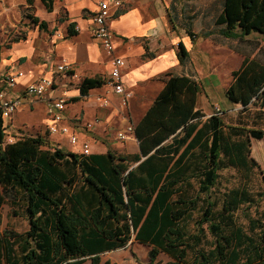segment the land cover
Segmentation results:
<instances>
[{
    "label": "trees",
    "instance_id": "obj_1",
    "mask_svg": "<svg viewBox=\"0 0 264 264\" xmlns=\"http://www.w3.org/2000/svg\"><path fill=\"white\" fill-rule=\"evenodd\" d=\"M39 1L52 9L54 0ZM213 3L218 34L240 40L264 34V0ZM28 17L47 29L45 21ZM180 26L192 43L212 33L194 32L190 20ZM71 27L69 35L75 33ZM176 54L182 66L189 63L181 41ZM242 55L225 88L227 100L240 106L235 123L196 108L200 81L166 73L135 126L139 154L63 151L44 135L29 136L31 145L17 164L10 163L11 181L3 191L9 215L22 216L27 227L0 230V264H117L101 254L130 241L149 246L148 260L140 264H158L160 254L168 257L162 264H264V190L258 189L264 178L250 156L251 139L264 143V50ZM104 83L83 78L79 93ZM251 107L259 110L248 120ZM5 131L0 108L4 159ZM225 168H234L239 180L222 189ZM251 175L256 188L249 185Z\"/></svg>",
    "mask_w": 264,
    "mask_h": 264
},
{
    "label": "crops",
    "instance_id": "obj_2",
    "mask_svg": "<svg viewBox=\"0 0 264 264\" xmlns=\"http://www.w3.org/2000/svg\"><path fill=\"white\" fill-rule=\"evenodd\" d=\"M99 1L54 0L52 9L42 12V20L47 23L48 31L39 28L28 37L15 39L0 51V70L22 72L21 76L15 78L12 88H8L0 76V91L5 97L21 98V105L4 119L6 130H19L21 136L17 137L18 133L14 132L15 136H10L8 141L1 144L6 159L0 152V202L3 201V191L11 181L10 163L17 164L30 147L29 136L44 135L51 145L76 153H81L83 142L89 143L90 153H106L108 150L123 155L140 153L134 132L125 139H119L116 135L117 130L125 125L123 116L126 113L118 105V95L111 92L106 84L90 89L86 95L79 93L78 85L83 78L100 77L105 80L110 72L111 56L91 35V16L98 9ZM122 1V8L115 12L109 26L114 34V53L124 57L126 62L122 79L126 89L131 92L127 114L136 126L163 88L166 73H184L200 81V71L192 58V50L199 40L192 43L180 24L190 20L194 32L201 33L206 29L200 25L205 21L213 23L219 9L213 10L214 0L205 5L199 0ZM60 17L63 19L57 21ZM69 24L75 31L72 35L68 34ZM207 30H211L209 36H213L218 29ZM179 41L189 51L190 61L185 66L179 63L176 54ZM216 45L213 42L211 47L214 49ZM61 62L69 65V72L56 70ZM219 62V58L215 57L210 64L211 73L215 76L220 69ZM40 77L53 79L52 88L44 97L26 95V85ZM61 94L67 95L69 100L62 110L63 118L59 124L69 126L77 134L78 143L75 145L70 144L64 134L51 133L46 128L50 123L48 100ZM101 95L108 97V105H99L98 97ZM196 108L203 111L200 94ZM87 122L92 126L86 127ZM147 260L146 255V260L142 262ZM130 264L140 263L132 260Z\"/></svg>",
    "mask_w": 264,
    "mask_h": 264
},
{
    "label": "rangeland",
    "instance_id": "obj_3",
    "mask_svg": "<svg viewBox=\"0 0 264 264\" xmlns=\"http://www.w3.org/2000/svg\"><path fill=\"white\" fill-rule=\"evenodd\" d=\"M203 5L210 0H199ZM213 8L216 3H213ZM39 7V9H38ZM206 10L208 7H205ZM211 8V6H210ZM209 8V9H210ZM42 12L46 13L47 9L39 1L35 0L32 4H28L26 0H0V51L3 47L8 46L17 38L28 37L32 32H35L39 27L35 25L28 14H32L40 21L42 20ZM48 26V25H47ZM204 29H214L218 27L214 23L203 22L200 25ZM48 31V29L46 30ZM198 43L192 50V58L194 65H197L200 74L198 75L202 86L200 92V103L203 107L205 116L214 112L219 113L226 124L235 123L240 109L239 105L230 103L225 97V88L231 79V70L238 67L242 54L253 56L264 50V35L258 32H251L249 35L240 39H226L222 35L216 33L207 38L200 37ZM216 43V47H211L212 43ZM203 44V45H202ZM215 57L220 60V69L215 74L211 73ZM215 67V66H214ZM189 71V69H188ZM259 107H251L247 112L246 119L251 120L255 117ZM264 112V111H263ZM205 118V117H204ZM251 124V121H248ZM5 126V122H4ZM264 128V123L262 124ZM6 130V126H5ZM14 132L21 136L19 130H12L11 128L5 131L4 141H8ZM250 156L256 159L259 163V177L264 178V143L262 140L251 139V153ZM222 179L220 188H229L239 180V175L234 168H225L220 171ZM249 185L253 188L257 187V178L251 175ZM259 190H264V184L258 186ZM264 206L263 200L260 202V208ZM10 207L4 202H0V230L5 227H13L16 230H23L27 227V222L22 216L14 217L9 215ZM147 248L138 243L128 242L126 247L106 252L102 254L103 260L109 259L117 264H130L133 261L146 260ZM168 257L160 254L158 260L162 264Z\"/></svg>",
    "mask_w": 264,
    "mask_h": 264
},
{
    "label": "built area",
    "instance_id": "obj_4",
    "mask_svg": "<svg viewBox=\"0 0 264 264\" xmlns=\"http://www.w3.org/2000/svg\"><path fill=\"white\" fill-rule=\"evenodd\" d=\"M123 6L122 0H100L98 3V9L91 16V35L94 39L98 40L101 47L106 50L111 56V67L108 76L105 78L106 86L111 92L118 95V105L126 111L123 118L125 119V125L122 129L117 130L116 135L119 139H125L129 134H132L135 129V125L129 119L127 114L128 101L131 96V92L126 89L123 82V70L126 62L124 57L116 55L114 53V34L109 26V21ZM69 65L65 62H61L56 66V70L59 72H69ZM22 72L17 71L10 73L6 70H0L1 78L6 82L8 88H12L15 85V78L21 76ZM75 75V74H73ZM54 84L53 79L46 77H40L38 80L29 83L24 88L26 95H34L38 97H44L46 93L52 88ZM69 97L65 94L54 96L49 98L47 103V113L49 115L50 123L46 125V128L51 133H61L67 137L70 144L75 145L78 143L77 134L69 128L67 125H60L59 122L63 118L62 110ZM99 105L106 106L109 103V99L105 95L98 97ZM21 105V98H6L4 93L0 91V108L2 110V116L4 119L11 116V114ZM86 127H91L92 123L87 122ZM81 153L89 154L90 148L88 142H83L81 147Z\"/></svg>",
    "mask_w": 264,
    "mask_h": 264
}]
</instances>
